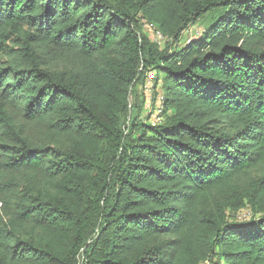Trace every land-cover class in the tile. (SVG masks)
Segmentation results:
<instances>
[{
	"label": "trees",
	"instance_id": "16d2710c",
	"mask_svg": "<svg viewBox=\"0 0 264 264\" xmlns=\"http://www.w3.org/2000/svg\"><path fill=\"white\" fill-rule=\"evenodd\" d=\"M0 264H264V0H0Z\"/></svg>",
	"mask_w": 264,
	"mask_h": 264
},
{
	"label": "rangeland",
	"instance_id": "374dc122",
	"mask_svg": "<svg viewBox=\"0 0 264 264\" xmlns=\"http://www.w3.org/2000/svg\"><path fill=\"white\" fill-rule=\"evenodd\" d=\"M143 29L152 41L158 42L161 46H164L165 40L161 38V36L153 27L144 25ZM202 30L203 27L200 22L188 26V28L185 29L181 34L180 40L178 42L179 45H182L189 40L198 38L201 35ZM155 77L154 71L148 72L144 84H136L134 88V93H136V95L131 97V99H134L136 96L139 100H143L144 106L142 116L146 122L158 120L157 115L161 102V93L159 83L155 85V80L159 82V78L155 79ZM236 216L238 217L237 220L247 219L250 217V212L244 208L239 211Z\"/></svg>",
	"mask_w": 264,
	"mask_h": 264
},
{
	"label": "built area",
	"instance_id": "2783aa9c",
	"mask_svg": "<svg viewBox=\"0 0 264 264\" xmlns=\"http://www.w3.org/2000/svg\"><path fill=\"white\" fill-rule=\"evenodd\" d=\"M157 33L159 34V32L157 31ZM160 35V34H159Z\"/></svg>",
	"mask_w": 264,
	"mask_h": 264
}]
</instances>
